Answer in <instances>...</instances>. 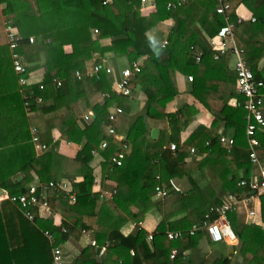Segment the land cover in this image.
<instances>
[{
	"label": "trees",
	"instance_id": "trees-1",
	"mask_svg": "<svg viewBox=\"0 0 264 264\" xmlns=\"http://www.w3.org/2000/svg\"><path fill=\"white\" fill-rule=\"evenodd\" d=\"M33 1L0 0L3 92L12 95L17 92L18 99L22 96L7 44L8 23L24 38L19 49L24 61L28 65L42 61L44 68L42 83L23 88L20 129L13 133L0 130V189L20 195L34 182L66 183L68 189L48 188L44 194L52 211L61 216L60 225L38 209L35 220L30 221L15 204H0V264H54V247L64 245L78 232L91 233L95 245L87 248L74 264H104L93 259V251L100 252L105 246H108L106 257L120 264H264V231L241 222L234 216L236 212L229 215V221L239 240L234 250L243 263L231 255L197 261L185 255L188 250H197L206 235L204 231L191 235L193 224L203 223L205 214L221 205L224 197L233 194L239 198L244 192L250 193L238 186L242 179H251L252 163L246 136L247 112L230 104L232 99L245 100L237 89L232 68L235 63L231 53L212 59L206 44V39L215 37L225 25L224 18L216 12L218 1L193 0L168 11L167 4L177 0H153L156 7L147 9L142 0H36L39 16ZM229 4L232 21H237L235 12L241 5L255 18V22L238 25L236 40L246 51L245 58L255 79L263 80L259 63L264 58V0H230ZM163 22L172 24L166 47L163 41L167 26L163 27ZM31 38L34 43H30ZM65 46H71L72 52L67 54ZM199 54H204L201 63L197 62ZM96 60L109 62L116 68L128 67L131 60L143 62L142 71L131 78L132 98L112 93L113 75L103 73L99 79L87 76ZM77 72L84 75L83 79L77 78ZM178 74L193 77L189 96L202 104L213 119L211 127L198 126L185 141L183 133L196 123L199 111L192 104H180ZM57 79L61 81L60 87ZM106 93L111 96L105 105L97 104ZM137 93L141 110L132 119ZM39 97L44 103L35 102ZM2 98L0 91V101ZM28 101L32 102L30 108L26 106ZM82 104L94 113L92 121L84 120ZM113 105L124 110L117 130L119 138L109 137L107 132L109 109ZM150 120L168 125L157 140L149 138ZM122 122L125 129L120 128ZM222 124L224 134L235 140L230 152L217 132ZM33 129L48 151L40 154L33 143ZM55 131L60 133V141L82 145L75 159L58 152ZM257 138L261 143L257 153L262 158L264 133L258 131ZM104 141L109 142L106 150L101 149ZM125 141L127 147L123 148ZM172 144L177 147L174 151L170 148ZM192 149L196 155L186 162L192 157ZM94 151L101 155L104 189L116 192L112 200L102 201L101 195L94 191ZM119 152L125 154L124 163L112 167V158ZM207 164L216 170L221 195L196 192V188L191 194L180 195L172 186V180L190 177V173ZM17 173L23 176L19 182L11 179ZM158 185L168 190V195L154 201ZM261 200L264 218V198ZM154 208L162 213L163 221L149 244L148 234L140 224ZM130 222L136 228L124 236L122 229ZM46 230L54 234L55 244L45 236ZM168 231L182 232L184 238L172 242L167 238ZM174 248L179 250V256L173 261L170 255Z\"/></svg>",
	"mask_w": 264,
	"mask_h": 264
},
{
	"label": "built area",
	"instance_id": "built-area-1",
	"mask_svg": "<svg viewBox=\"0 0 264 264\" xmlns=\"http://www.w3.org/2000/svg\"><path fill=\"white\" fill-rule=\"evenodd\" d=\"M193 1V0H177L176 2H170L167 4V10L172 11L175 10L182 5ZM219 5L217 6L216 12L218 15H221L225 18L226 24L220 28L217 35L208 40V46L210 50V56L214 60H218L223 56H226L228 53H231L236 60L234 69L237 76V89L238 92L244 96V102H240L238 100H234L235 107H242L247 112V128H246V136L248 139V150L249 156L252 163L259 165L260 160L258 157L257 149L260 148V141L257 138V132L264 129V94L262 90L264 88V82L257 81L255 79V75L249 65L247 64V60L245 58V50L240 49L235 44V39L237 35V26L234 22H231L230 17L227 16L228 12L231 9L229 4L230 0H217ZM144 4V8H154L156 7V2L153 0H142ZM106 4V2H105ZM254 21V20H253ZM163 25L167 26L166 38L163 41V47H166L169 42L167 40L168 34L172 29V25L167 22H163ZM6 35H7V44L9 46L13 68L18 77L19 84L24 88L28 87L31 84L30 80V66L24 61L23 57L19 53V49L24 41L23 36L19 33L18 29L11 23L6 25ZM30 43H34V38L30 39ZM204 54H199L197 56V62L201 63L203 61ZM143 69V62L137 60H131L129 62L128 67L121 69L120 76H116V72L111 66L109 62L96 60L93 64V68L87 73L88 77H95L99 79L101 74L105 73L107 75H113L115 77V81L113 84L112 93L117 95H122L126 97H133V92L130 87L131 78L136 74L140 73ZM77 78L79 80L83 79L84 75L80 72H77ZM190 82L193 81V77H190ZM58 86H61V81L59 79L55 80ZM41 90L45 89V86L41 84ZM111 94L106 93L101 95V102L99 104L105 105L106 99L110 98ZM37 104L44 103L42 98H37L35 100ZM32 102L28 101L26 106L30 108ZM124 115V110L117 106L113 105L109 109V127L107 128V132L109 137L119 138L117 135V130L119 128V119ZM94 113L92 111L85 113L83 118L85 121H92L94 118ZM33 143L39 146L40 154L48 151V147L45 144H41L40 137L36 129H33ZM127 141L123 142V148L127 147ZM220 142L225 146L228 152L231 151L233 146L235 145V140L231 137H227L224 135H220ZM209 144V143H208ZM109 147V142L104 141L101 144V149L106 150ZM171 150H176L177 147L175 144L171 145ZM94 156L99 158L101 157L98 151L93 152ZM192 155H196V150H191ZM101 159V158H100ZM125 160V154L123 152H119L118 155H115L112 158V167H121ZM159 180L160 177L158 176ZM101 185V182L96 178L95 186ZM239 186L242 188L248 189L250 193H255V197L257 199L264 198V172L261 175L260 179L253 180H245L242 179L239 182ZM48 188H56L59 191H66L68 186L66 183L59 182H50L49 184L42 183H32L28 190L20 195H11L8 191L4 189H0V204L4 202H10L15 204L24 216L30 220L34 221L36 218L35 210L38 209L43 214H48L55 221L56 213L52 211L48 202L46 201L44 194ZM98 193L101 195L102 201H109L113 199V195L116 194L114 191L110 193L106 190L99 189ZM168 192L166 189L158 185L155 191V199H163L167 196ZM254 197H248L245 200H240L235 195H228L225 197L223 203L221 205L215 206L210 209V211L205 215V221L203 225H195L191 227L190 234L196 235L200 231H205L211 241L213 243H226L227 245L234 246L238 243V238L234 233L230 221L229 215L238 210V205L240 203H245L250 205L253 202ZM74 200V197H73ZM216 216L215 219H211L213 216ZM249 216L255 217L256 212L250 211ZM65 232V230H64ZM45 236L51 241L52 244L56 243L54 234L46 230L44 232ZM167 238L172 242L180 241L184 238V234L182 232H172L168 231ZM147 243H152L153 234H148L146 238ZM95 245V243L93 244ZM108 246L102 248L100 252V256L106 253ZM131 255H134V251H131ZM179 256V250L174 248L171 251L170 259L175 260ZM53 258L54 264H67L66 262V254L63 250V246H55L53 249Z\"/></svg>",
	"mask_w": 264,
	"mask_h": 264
},
{
	"label": "crops",
	"instance_id": "crops-1",
	"mask_svg": "<svg viewBox=\"0 0 264 264\" xmlns=\"http://www.w3.org/2000/svg\"><path fill=\"white\" fill-rule=\"evenodd\" d=\"M32 3L35 5L36 15L39 16L40 13H39V10L37 7V1L34 0ZM235 14L237 17V21H232L231 18H230V20H231V22H234L236 24L237 33H238V25L239 24L248 23L250 21L255 22V18L253 17L252 13L243 5L239 6L236 9ZM227 16H229V15L227 14ZM224 20H225V18H224ZM167 23L171 24L170 22H167ZM225 24H226V20H225ZM236 37H237V35H236ZM209 39L210 38L206 39V42H207L206 44H207L208 49H209V46H208V40ZM236 39H235V44L237 45V47H239ZM240 49L245 50L244 48H240ZM65 52L67 54L71 53L72 52L71 46H65ZM245 53H246V51H245ZM111 58H112V56L109 57V59H111ZM230 58L234 60L233 61V64H234L235 60H236L235 57L233 55H230ZM29 66H30V72H31V77H30L31 84L28 87L35 86V85L42 83V81L44 80L43 62L42 61L32 62L29 64ZM232 68L234 69V66H232ZM121 69H123V68H121ZM0 72L3 73V65L1 63H0ZM259 72H260L262 79H263L260 81L264 82V58L259 63ZM2 75L0 74V83H3L5 81V78H3ZM15 76L17 79L16 80L17 85L19 86V93L22 95V96H20L18 94L20 96V99H18L17 92L15 93V95L7 94L6 92H3L2 87H0L1 94L3 95V98H2L3 100L0 101V130L5 131L6 133H8V132L13 133V131L17 132L20 129V124H21L20 118L22 117V113L24 112V106L22 104V101L24 100L23 87L19 84L18 77H17L16 73H15ZM190 77H192V76H185V75H181V74L177 75L179 90H180L181 95H182V99H180V101H182V102L180 104H182V105H184L185 103L192 104L199 111V115L197 117L198 119L196 120V123L193 124L192 126H190L189 129H186L184 131V133H183V140L184 141L190 137V135L198 128V126L206 125V127H211L212 121H213L210 112L202 104H200L197 101H194V99H192L189 96V90H190V86H191V82L189 81ZM262 93L264 94V91ZM187 97H189V98H187ZM135 99H137V100L135 102L136 103L135 104V110H134L132 117H131L132 119L134 116L140 114L141 103H140V101H138V99L140 100V93L139 94L137 93L135 95ZM234 100L235 99L230 100L231 105H234ZM96 102H97V104H99L101 102V97H99V99ZM82 106H83L84 110H87V107H85L86 106L85 104H82ZM87 111H90V110H87ZM127 122H129V120ZM125 125L126 124H124L122 122L120 124V128L125 129ZM148 125H149L150 134H151V131L153 129H159L158 138L161 135V132L167 130V128H168L167 123L164 121L150 120L148 122ZM224 130H225V127L223 124L219 128H217L218 134H220V135L222 134L224 136L231 137V136L224 134ZM260 132L264 133V129L261 130ZM54 138H55V141L59 142L58 152L61 155L65 156L69 159H75L76 158V156L78 155V153L81 150V147H82L81 144H79L77 142L67 143L64 141H60L61 136H60V133L58 131L54 132ZM149 138L151 139L150 136H149ZM151 140H153V139H151ZM247 141H248V139H247ZM260 145H261V143H260ZM261 149H263V148H261ZM193 157H195V156L192 155V157L190 156L189 158H187L186 162L193 160L194 159ZM199 160H201V159H199ZM259 160H260V164L256 165V164L252 163V161L250 159V161L252 163L251 179L250 180L260 179L261 175L264 172V157H262V158L259 157ZM97 163H99L98 158L95 157V159L92 162V166L95 168ZM99 169H102L101 166H99ZM102 172H103V169H102ZM95 175H97V174H95ZM190 177H185V178H181V179L178 178V179L171 181L172 186L176 189V191L180 195H182V194L188 195V193L191 194L192 193L191 191L194 190L195 188L198 189V190H196V192H200L199 190H201L204 193L206 192L211 196L221 195V193H219L220 189L218 188L219 185H218V182L216 180L217 173H216V170L211 165L207 164L205 166V168H203L202 170H196L195 172L190 173ZM22 178H23V176L19 173H17L16 175H13L11 177V179L15 182H19L20 180H22ZM103 178L104 177H103V173H102V181L104 180ZM34 183H36V182H34ZM103 183H104V181H103ZM103 183H101L100 187H98V188L105 190L103 187ZM238 186H239V183H238ZM167 192H168V190H167ZM96 193H98V191H96ZM230 195H233V194H230ZM240 195H242L241 197H239L241 201L247 199L248 197H254V199L250 205H247L243 202L240 203L238 205V210L236 211L234 216L236 218L238 217L241 222H243L245 224H253L254 226L260 227L264 231L262 200L257 199L255 197V195H252V193L246 194V192H244L243 194H240ZM246 195H247V197H245ZM224 199H225V197H224ZM224 199H222V200L224 201ZM159 200H161V199H159ZM159 200L154 199V201H159ZM250 211H255L256 216L255 217L249 216ZM177 217H178L177 219H179L181 217H184V215L183 216H177ZM55 220H56V224H59L62 221L61 216L57 213L55 216ZM162 221H163L162 213L154 208L146 214L145 219L141 222L140 226L147 232V234H153L157 230L158 226L161 224ZM201 224L203 225V223H201ZM195 225H200V224L199 223L193 224L192 227ZM135 228H136V224L133 222H130L123 227L122 233L124 236H129L131 233L134 232ZM210 240L211 239H210L209 235L206 233L205 237L200 241L199 248L197 250L186 251L185 252L186 257H192L194 261H197L201 258H207L210 260H215L216 258H220L223 255H226V256L231 255V258L233 256L234 260H236L238 262L241 261V263L244 262L242 260V258L239 257V255L237 254L238 251L234 250V247L239 246V240H238V243L234 246L227 245L226 243H215L214 244L212 241H211L212 242V244H211ZM94 243H95V241L92 238L91 233H89V232H83V233L78 232L74 236L70 237L68 239V241L64 245H62L63 250L66 254L67 264H74L87 248L94 246L93 245ZM149 244H151V243H149ZM100 252H98L96 249H94V251H93V255H94L93 259H95L97 263L120 264V262H117L116 260H111V259L107 258L106 253L104 255L100 256ZM243 264H246V263L244 262Z\"/></svg>",
	"mask_w": 264,
	"mask_h": 264
},
{
	"label": "rangeland",
	"instance_id": "rangeland-1",
	"mask_svg": "<svg viewBox=\"0 0 264 264\" xmlns=\"http://www.w3.org/2000/svg\"><path fill=\"white\" fill-rule=\"evenodd\" d=\"M165 26H166V25H164L163 27H165ZM160 35L163 36L162 33H160ZM160 35H158V37H159ZM164 38H165V37H164ZM112 65H113V64H112ZM112 65H111V66H112ZM113 68H114L116 74H118V73L121 71V70H120L121 67L116 68V67L113 65ZM30 76H31V75H30ZM87 110H88V109H87ZM87 110H84V112H85V113L90 112V111H87ZM37 149H39V146H38V145H37ZM101 161H102V160H101L100 157H99V158H98V162H99V163H97L96 166H95V168H94V175L97 174V175H95V177H96L101 183H103V181H102V173H103V172H102V169H99V166H101ZM101 168H102V166H101ZM96 170H97V171H96ZM97 172H98V173H97ZM100 177H101V178H100ZM98 187H100V185H98L97 187H96V186L94 187V191H95V192H96V191H99L100 188H98ZM95 189H96V190H95ZM154 199H155V198H154ZM156 200H157V199H156ZM193 204H194V203H193ZM190 205H191V204H190ZM192 208L195 209V207H193V206L191 205V209H192Z\"/></svg>",
	"mask_w": 264,
	"mask_h": 264
},
{
	"label": "water",
	"instance_id": "water-1",
	"mask_svg": "<svg viewBox=\"0 0 264 264\" xmlns=\"http://www.w3.org/2000/svg\"><path fill=\"white\" fill-rule=\"evenodd\" d=\"M158 135H159V129H153L151 131L150 137L153 140H157L158 139ZM252 195H255V193H252Z\"/></svg>",
	"mask_w": 264,
	"mask_h": 264
}]
</instances>
